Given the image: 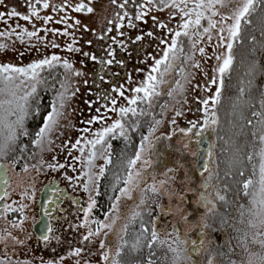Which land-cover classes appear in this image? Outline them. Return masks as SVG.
I'll list each match as a JSON object with an SVG mask.
<instances>
[{
  "label": "snow or ice",
  "instance_id": "6c2138e0",
  "mask_svg": "<svg viewBox=\"0 0 264 264\" xmlns=\"http://www.w3.org/2000/svg\"><path fill=\"white\" fill-rule=\"evenodd\" d=\"M92 2L93 0H87V2L81 0L80 3L73 5L71 0H64L63 4L58 6L50 4L49 0H26L28 5L27 14H21L15 8L7 12L0 11V23L6 29L0 31V38L8 40L15 35V39L21 44L28 43L29 47H34L30 42L33 38L37 41L42 40L43 37L39 35L40 32L51 33L53 36H71L72 33L69 29L81 26V21L68 15L66 10L81 14H92L94 12V9L90 7ZM110 2L121 11L115 13V19L108 21L110 26L97 37L100 41H108L106 45H102V50L107 58L98 57L89 52H82L81 48L74 47L77 43L74 37L65 51L81 53L91 61L101 65L111 66L115 63L123 67L124 61L117 59V50L127 51V43L123 39L126 35L124 30L126 28L135 29L138 27L135 21L147 23L148 18L153 21L156 28L164 32V35L156 37L153 32H147V37L159 39V45L164 47L159 49V58L150 57L152 63L148 66L146 74L139 84L130 76H126L127 87L123 84L111 87L98 97L95 104L92 101H85L88 108L96 114L82 121L83 124L87 125V127L82 128V132L92 138H85L82 135L74 142L66 141L59 145L62 150L67 149V156L69 157H72L73 150L77 151L79 155L72 157V159L84 164L86 169L83 170L82 176L76 177L77 181H82V190L89 195L87 207L81 209L83 222L78 226L88 229L87 233L83 235L82 241L91 243L93 237H100L103 232L105 239L100 241L99 248L104 264H109V261L110 264H124L121 257L124 255L126 248L136 254L142 253L144 248H147V255L143 259L136 260L135 264H189L191 253L185 247L187 241L181 237L179 229L175 226L172 232L168 233L171 240L161 238V232L157 228L159 217L153 216L151 205L148 206L146 212L132 211L121 229V234L118 235L115 255H111V247L108 245L106 238L112 231L117 219H119L121 200H132L133 193L139 191L140 200L139 204L136 205V208L139 209L151 199L149 193L151 196L159 195V189L155 183L147 187H141V182L148 172V168L152 167L153 160L151 157L154 155V149L159 141L162 139L172 141L173 137H176L177 139L187 138L191 142L193 129H198L194 134L197 137H202L206 131H215L212 125H217L219 122L215 106L221 102L224 77L233 65L234 47L237 43L243 42L245 26L253 23L252 16L256 13L258 7L264 8V0H122V2L120 0H110ZM133 3L136 5L137 10L133 15H130L124 9ZM0 6L7 7L4 0H0ZM48 9L53 12L64 13V15L55 20L52 15L42 16L41 10ZM167 9H171L168 14V22L161 21L159 17L152 15L153 12H164ZM221 9H227V12H222ZM16 19L32 24L33 30L29 31L28 28L19 24L14 26L9 24L10 20ZM33 20H42L45 25L49 23L62 24L64 28L63 30L48 27L36 28ZM69 20L73 22L68 23ZM173 20L177 21L175 28L169 26V23ZM203 22H206V24ZM261 23H264V18H261ZM83 30L90 31L87 26H83ZM111 33H115V35H109ZM262 35H264V32H262ZM214 36L217 41L214 50L215 48H222L224 51L215 56V59L220 63L215 69L217 76L211 78L209 82L210 85H216V91L207 98H198V103L202 106L205 116L203 127H200L199 119L188 121V127L180 126L176 118L184 116L185 113L180 109H174V117L169 122L170 131L162 136H156L157 130L163 123V113L170 107L167 101L159 103L160 118H156L157 114L152 109L158 104V98L167 95V97L175 100L176 104L187 102L186 99L183 101L176 99V96L184 95L185 84L191 83V79L194 78L182 65L191 62L190 67L199 69L201 65L194 59L195 53L198 52L203 57L206 52L204 47H198V45L205 40L211 45ZM25 37H27V41ZM144 38V35H136L135 37H128V41L135 44L144 40ZM251 41L255 42L256 37L252 36ZM88 44L91 45L92 41H88ZM51 47L59 48L60 45L55 41H51ZM7 48L8 44H0V51ZM208 58L211 59L212 57L209 56ZM177 61L180 63L177 64ZM57 67L64 69V77L59 80L58 86L56 84L57 78H52L49 87L52 89L53 95L47 105L48 110L43 117L42 126L34 134H30L26 127V121L29 117L38 114L36 108L33 107L34 105L38 107L41 101L38 88L40 85L48 84V78L42 73L48 72V77H52L51 70ZM138 71L145 72L144 69ZM174 72L179 79H176L174 86L168 88L165 93L162 86L168 84L166 77ZM248 74L250 75L251 72ZM83 75V72L74 69L73 64L68 59H64L55 53L44 56L26 66L0 64V160H4L11 155L13 167L24 160L25 163L22 165L24 172H28L30 168L35 169L37 172L41 169H51L52 171L65 169V164L60 163L55 156L52 158L54 162H47L42 154L53 151L52 146L55 141L52 137L62 126V121L67 119V110L80 92L78 86L74 87L71 78ZM114 75H119V73H114ZM205 75L207 76V73ZM99 79L102 82H108L103 75L99 76ZM250 83L251 81H249ZM84 84L87 85L88 81L85 80ZM195 87L199 88V85ZM204 90L211 92L209 86H205ZM239 91L240 95L243 96L245 89L242 87ZM126 92H131L132 95H126ZM110 93H115V95ZM117 97L124 100L127 106H118ZM102 101L106 103H102ZM260 109L261 111L252 113L260 127L258 137L257 132L252 133V136L257 139L252 145V151L246 157L248 164L251 165V172L248 176H245L244 170L237 171V175L242 178L238 182L241 191L237 195L246 198V202L237 204L238 216L236 223L229 225L236 233L234 237L236 240L235 247H240L248 253L247 264H264V98L260 100ZM200 110L197 109V111ZM109 113L115 114L119 118L112 119ZM132 117H149L146 121L148 125L147 134H141V140L136 151L124 161L123 176L120 173L114 176L112 191L115 195L110 197V200L113 201L110 205L111 211L106 213L104 221H101L93 216V210L97 207L95 197L101 194L99 180L104 177L105 168L99 167L98 173L93 172V169L97 167V160L102 159L105 164H112V145L108 143L109 139H115L119 136L128 142L131 141V137L128 135L129 131L136 132L141 127L139 120H132ZM109 121L111 122L109 123ZM248 124L251 125L252 121L248 120ZM92 125L105 126L94 129ZM30 135H32L30 146L38 149L39 153L30 152L29 144L21 142L22 138H27ZM196 143L199 144V141H196ZM189 146L190 144H184L182 148H188ZM182 148H177L176 151L181 152ZM85 149H87V153H85ZM14 153L18 154L13 155ZM38 154H40V159L29 165L27 161L35 159ZM211 155L212 153L209 151L208 156L211 157ZM254 160L257 162L254 163ZM7 168V164H0V182L4 184H9L6 178ZM73 171H75L74 168ZM175 171L174 168H167L163 175L168 176L169 180H174L175 177L169 176V173ZM204 173H208V176L201 187L206 193L211 186L214 174L207 164H205L201 175ZM151 175L155 179L156 173L153 172ZM226 175L228 174L226 173ZM65 179L72 181V177L69 176H65ZM165 183L167 181H160L161 186ZM223 191H227V189ZM93 193H95V196ZM8 195L9 193L5 189L3 195H0V201L5 200ZM21 195L22 199L32 198L28 190H24ZM179 195L181 199H185L184 194L180 193ZM215 196L216 200L226 202V197L221 194L220 189L216 190ZM200 200L203 201L205 208L210 204L213 209L216 207L208 195L202 193ZM53 202L49 200V204ZM73 202L78 203L77 201ZM152 203L156 202L152 201ZM23 207L24 205L14 208L12 204L4 203L0 205V214L22 211ZM156 207L160 208L161 206L156 204ZM211 210L209 209V212ZM161 211L171 214L169 209L161 208ZM113 213H116V215H113ZM145 216L148 219H145ZM187 219L188 217L185 216L184 220L187 221ZM137 223L139 224V231L134 230L129 233V228ZM222 223L227 224L228 220L225 218ZM12 226L18 228L20 224L12 222ZM203 227H207V224ZM106 229L107 231H105ZM46 231L51 233L53 229L48 226ZM5 232H7L6 229ZM7 235L11 236V233H7ZM129 237L131 238L130 245ZM3 239L4 237L0 236V240ZM13 239L16 238L13 237ZM43 240L47 242L49 236H43ZM16 242L23 243L19 240H16ZM193 245H196V241H193ZM251 245L257 246L259 250L251 251ZM158 250H162L164 255L156 259ZM83 252L84 249L76 248L70 255L80 257ZM169 253L171 256L168 255ZM0 264H14V262L10 257H5L0 258ZM15 264H29V261L20 260ZM47 264H58V262L48 261ZM77 264H79V261H77ZM208 264H212V261L209 260ZM229 264H236V262L229 259Z\"/></svg>",
  "mask_w": 264,
  "mask_h": 264
},
{
  "label": "rangeland",
  "instance_id": "374dc122",
  "mask_svg": "<svg viewBox=\"0 0 264 264\" xmlns=\"http://www.w3.org/2000/svg\"><path fill=\"white\" fill-rule=\"evenodd\" d=\"M63 2L64 0H49L50 4L58 6L63 4ZM80 2L81 0H71L73 5ZM84 2H87V0H84ZM120 2H122V0H120ZM4 3L7 7L0 6V11L7 12L12 8H15L21 14H27L28 12L26 0H4ZM90 7L94 9L92 14H81L66 10L68 15L81 21V26L75 29H69L72 33L71 36H53L51 33L40 32L39 35L43 37V39L37 41L33 38L30 42L34 45V47H29L28 43L21 44L15 39V35L8 40L0 38V44H8V48L6 50L0 51V64L8 63L16 66H26L27 64L39 60L44 56H50L55 53L64 59H68L69 62L73 64L75 70L84 73L81 77L71 78L74 87L78 86L80 88V92L77 94L76 98L67 110V119L62 121V126L52 137L55 141V144L52 146L53 151L44 152L42 154L43 158L47 162H54L52 158L55 156L60 163L65 164V169H61L59 171L41 169V171L37 172L35 169L30 168L28 172H24L22 170V165L25 163L24 160H21L15 167L12 166L11 155L6 157L4 160H0V164L8 165L7 175L9 177V184L6 189L9 195L5 198V200H3V204H12L14 208H19L21 205H24L22 211L0 214V236L4 237L3 240H0V258L10 257L14 264L20 260L28 261V259H30V262L33 264H47L48 261H55L58 262V264H77V261H79V264H104V261L101 258L99 244L101 240L105 239V236L102 232L100 237H93L91 243L82 241L83 235H85L88 231L87 228L78 227L83 222L82 211L81 213L76 211V214L79 216L76 218V222L69 225L68 229L65 228V233L63 232L61 237L53 239L48 246H41L38 249L33 248L32 246L29 247L26 245V241L23 237H26L25 230L27 223L30 222L36 214V203L38 201L39 189L47 181L55 179L61 185H64L69 192L78 195L82 194L84 197L83 208L87 207V204L89 203V195L82 190V181L76 180V177L82 176L83 170H86L85 166L81 162L72 159V157L79 155L77 151L73 150L72 157H69L67 156V149L62 150L59 145L66 141L74 142L82 135L85 136V138H92L90 135L82 132V128L87 127V125L83 124L82 121H85L91 115L96 114L92 109L88 108L85 101H92L93 104H95L98 97L102 93L108 91L111 87L121 84L127 87L128 85L125 81L126 76H130L137 84H139L144 78L148 66L152 63L150 57L155 56L159 58V49L164 47L163 45H159V39L147 37V32H153L156 37H162L164 35V32L156 28L153 21L148 18L147 23L135 21L138 25L137 28H126L124 30L126 35L123 39L127 43V51L117 50V59L124 61L123 67L115 63L111 66L101 65L91 61L81 53L65 51L67 45L72 43L74 37L77 41L74 47L81 48L82 52H89L98 57L107 58L105 52L102 50V45H106L108 41H100L97 37L104 33V31L110 26L108 21L115 19V13L121 10L112 5L110 0H93ZM136 10L137 8L134 3L128 5V7L124 9V11H128L130 15H133ZM170 11L171 9H167L164 12H153L152 15H156L161 21L168 22V14ZM221 11L227 12V9H221ZM41 15H52L55 20L59 19V17L64 15V13L53 12L51 9H48L41 10ZM72 22V20L68 21V23ZM33 23L36 28L48 27L60 30H63L64 28L62 24L56 23H49L48 25H45L42 20H33ZM203 23L206 24V22ZM9 24L13 26L15 24H19L22 27L28 28L29 31L33 30V25L23 20H10ZM176 24L177 21L173 20L169 23V26L175 28ZM83 26H87L90 31H84ZM5 30V26L0 23V31ZM109 35H115V33H111ZM136 35H144L145 38L135 44L128 41V37H135ZM25 40L27 41V37H25ZM51 41H55L60 45V47L52 48ZM88 41H92V44L89 45ZM216 43L217 41L214 36L211 45L206 40L202 41L198 45V47H204L206 52V55L203 57L198 52L195 53L194 59L201 65L199 69L190 67L191 62H189V64L182 65L185 67L186 71L190 72L194 77L191 79V83L185 84L186 90L184 95L176 96V99H180L182 101L186 99V103L176 104L175 100L167 97V95L158 98V104L152 109V111L157 114L156 118H160L159 103L167 101L170 107L163 113V123L157 130L155 134L156 136H162L164 133H168L170 131L169 122L174 117V109H180L185 113L184 116L176 118L180 126H182V122H188L189 120L199 119L200 124L203 123L205 116L202 111V106L198 103V98H207L216 91V85H210L209 82L211 78L217 76L215 69L218 67L220 62L215 59V56L224 51L222 48H215L214 50ZM209 56L212 58L209 59ZM145 61H147V63H145ZM179 63L180 62L177 61V64ZM139 69H144L145 72L138 71ZM114 73H119V75H114ZM205 73H207V76ZM101 75L105 76L106 81L108 82H102L99 79V76ZM166 79L168 80V84L162 86L165 93L168 88L174 86L175 80L179 79V77L174 72L168 75ZM85 80L88 81L87 85L84 84ZM197 85H199V88L195 87ZM205 86H209L211 88V92L205 91ZM110 94L115 95V93ZM126 95L131 96L132 93L126 92ZM117 100L118 106H127L124 100L119 97H117ZM102 103L106 102L102 101ZM141 107H143V105H141ZM189 109H191V111H189ZM197 109L201 110L197 111ZM109 115L112 119L119 118L115 114L109 113ZM131 119H138L140 125H144V134H147L148 125L146 121L149 117H132ZM110 122L111 121H109V123ZM103 126L105 125H92L94 129ZM212 128H215V125H212ZM130 132L132 131H129V136ZM117 138L123 137L118 136ZM131 139L133 140L134 137L131 136ZM112 140L114 139H109L108 143L111 144ZM140 140L141 137L139 142ZM184 144H190V146L188 148H182ZM177 148H182V151L177 152ZM29 151L39 153L38 149L31 148L30 145ZM85 153H87V149H85ZM16 154L18 153H14L13 155ZM195 155L196 149L187 138L177 139L176 137H173L172 141L162 139L157 143L156 148L154 149V155L151 157L153 160L152 167L148 168V172L145 174V177L141 182V187H147L148 185L155 183L159 189V195L151 196L149 193L151 199L139 209L136 208V205L139 204L140 200L139 191L133 193L132 200H121L119 219H117L116 224L113 225L112 231L106 238L108 245L111 247V255H115V245L118 242V235L121 234V229L127 222V218L132 214V211L138 210L146 212L148 206L151 205L153 209V216L159 217L157 228L161 232V238L171 240L168 233L172 232L174 226L179 229L180 235L183 238L186 236L187 231H194L195 229L207 224V227H203V243H201L200 249L196 252L195 256L199 258V264H208L209 260L212 261V264H225L217 254V249L220 248V246H223V243H228L230 241L232 237L231 234H233L234 231L229 225L236 223V218L238 216L236 211L237 204L245 203L246 198H243L240 195L236 196V200L233 202L234 204H232V210L231 213H229V220L226 225L211 226L208 223L207 215L210 213L209 209L213 210L212 205L210 204L207 208H205L200 200L199 192L203 191L204 195H208L215 203V208H218L219 201L216 200L215 192L217 189H220L221 194H224V191L222 186L219 187L216 185L217 183H214V177L211 186L208 188L206 193L201 187V182L197 183L198 188L193 187V181L191 180L193 175L191 174V170L195 163ZM213 158L214 156L212 154L210 163L213 169L212 171L215 173L216 169ZM38 159H40V154H38L35 159L28 160L27 163L31 165L36 163V160ZM96 165L97 167L93 169V172L95 173H98L99 167L102 166L105 169L107 167V164H105V161L102 159L97 160ZM73 168L75 171H73ZM167 168L176 169L175 172L169 173V176L175 177L174 180H169L168 176L163 175ZM153 172L156 173L155 179H153V176L151 175ZM65 176L72 177V181L70 182L65 179ZM203 178L204 175L200 174V180ZM162 180L167 181V183L163 186L160 185V181ZM24 190H28L31 193V199H22L21 194ZM180 193L184 194L185 199L180 198ZM93 195L95 196V193H93ZM152 201H155L156 203H152ZM128 203L129 205L126 207V204ZM156 204H159L161 207L157 208ZM161 208L169 209L171 214L161 211ZM196 208L198 210H196ZM95 209L93 210V214L95 215V218L101 221H104L106 213L111 211L109 208L104 214L97 216L99 213L96 214ZM196 211L200 213H196ZM113 215H116V213H113ZM185 216L188 217L187 221L184 220ZM192 220L196 221V224H194ZM12 222L20 224V227L14 228L12 226ZM93 227L95 226L93 225ZM5 229L7 232H5ZM105 231H107V229ZM7 233H11V236H8ZM13 237L16 239L14 240ZM16 240L22 241L23 243H17ZM186 241V245L189 244L187 249L193 246L191 240L187 239ZM76 248L84 249V252L80 257L70 255V253ZM237 248L238 253H242L243 255L241 260L244 264H247L248 253L240 247ZM250 248L251 251L259 250L255 245H251ZM126 252L129 253V250H126ZM189 264H194L192 258L189 261ZM239 264L242 263L240 262Z\"/></svg>",
  "mask_w": 264,
  "mask_h": 264
},
{
  "label": "trees",
  "instance_id": "16d2710c",
  "mask_svg": "<svg viewBox=\"0 0 264 264\" xmlns=\"http://www.w3.org/2000/svg\"><path fill=\"white\" fill-rule=\"evenodd\" d=\"M261 18H264V8L258 7L256 13L252 16L253 23L245 26L243 33V42L237 43L234 47V61L231 70L224 77V88L221 96V102L216 105V115L218 117V124L215 125L214 132V163L216 181L221 184L226 197V202H219V207L212 210L207 215L208 223L211 226L226 225L222 223L225 218L229 220V213L232 210V204L236 200L237 193L241 191L239 181L242 179L237 175L238 170H244L245 176L251 172V165L247 162V154L252 151V145L257 138L252 136L253 132H257L259 124L256 117L252 116L254 111H261L260 100L264 98V23H261ZM255 36L256 41L252 42L251 37ZM52 77H48V72L42 73L48 78V84L40 85L38 88V95L41 98L39 106L34 105L38 114L31 116L26 121V127L30 134H34L42 125L43 117L46 113L47 105L52 98V89L49 84L52 83V78L56 79L58 86L59 80L64 76V71L61 67L51 70ZM251 72L249 75L248 73ZM249 81L251 83L249 84ZM244 88V95H240V88ZM248 120L252 124H248ZM136 132H130V137L134 139L130 142L124 138H116L112 140L111 145V159L112 164L107 165L105 175L99 181L100 195L96 196L97 207L95 213L99 215L104 214L113 203L110 197L115 193L112 191L114 184V176L120 173L124 174L123 163L128 157L132 156L137 149L141 134H144L145 128L143 124ZM32 135L22 138L23 144H29ZM257 162L254 160V163ZM231 165V167H230ZM226 173L228 175H226ZM218 176V179H217ZM148 219V217H145ZM138 223L129 228V233L132 231H139ZM230 243H223V246L218 248V255L225 264H229V259L235 261L236 264L240 262L243 256L238 253V248L235 247L236 240L234 237L236 233L231 234ZM131 238L129 237V245ZM129 250V253L126 252ZM148 253L147 248H144L140 254L132 253L129 248L124 250V255L121 259L124 264H135L138 259H143ZM216 254V255H217ZM162 250L157 251L156 259L163 256ZM171 256V254H168Z\"/></svg>",
  "mask_w": 264,
  "mask_h": 264
},
{
  "label": "flooded vegetation",
  "instance_id": "af4514ba",
  "mask_svg": "<svg viewBox=\"0 0 264 264\" xmlns=\"http://www.w3.org/2000/svg\"><path fill=\"white\" fill-rule=\"evenodd\" d=\"M182 126L188 127L189 126L188 122H182ZM200 127H203V123L200 124ZM197 130L198 129L192 130V141L191 142L189 141L196 149L195 163L191 170V174L193 175V178L191 180L193 181L194 188H198L197 183L199 182H201V184H204L206 177L208 176V173H204L203 174L204 178L200 180V174L203 172L204 168L201 171H198L196 168V156L198 153L197 149L199 145L196 143V141H199L200 143L201 141H203V139H206L207 144L209 146L208 152L211 151L212 154L214 153V146H215L214 132L212 130L206 131L202 137H197L194 135ZM211 157L208 156L206 164L209 166L210 171L213 174H215L213 175L214 183H217L216 173L212 171L213 169L210 163ZM45 185H48V186L44 189ZM216 185L221 187V185L218 183ZM202 193L203 191L199 192V197L201 196ZM42 194L45 200L41 202L40 198ZM49 200H52L54 202L52 204H49ZM73 201H77L78 203H74ZM83 203H84V197L82 194L78 195V194L69 192L68 189L64 185H61L59 182L55 183L54 179L44 183L42 187L39 189L38 201L36 203V209H37L36 214L34 215L32 220L28 222L26 225V230H25L26 237L23 236L26 241V245L29 247L32 246L33 248L38 249L41 246L42 247L48 246L53 239H57L58 237H61V235L64 232V229L65 228L68 229L69 225L76 222V218L79 217L76 214L77 213L76 211L81 213V209L83 208ZM202 204H203V201H202ZM1 205H3V201ZM128 205L129 203L126 204V207H128ZM196 210L198 209L196 208ZM196 213H200V212L196 211ZM93 216L95 217L94 214ZM192 221L194 222V224H196L195 223L196 221L194 220ZM48 226H51L53 229L51 233H48L46 231ZM137 227H139V224ZM45 235L49 236V240L47 242L43 240V236ZM183 239L191 240L192 244H193V241H196V245H193L188 250L191 253V258L194 264H197V262L199 264V258L196 257L195 254L200 249L201 241L204 239L202 226L199 227L198 229H195L194 231H187V234L185 237H183ZM188 245H185V247L187 248ZM28 261L30 262V259H28ZM30 264H33V263L30 262Z\"/></svg>",
  "mask_w": 264,
  "mask_h": 264
},
{
  "label": "water",
  "instance_id": "95a60500",
  "mask_svg": "<svg viewBox=\"0 0 264 264\" xmlns=\"http://www.w3.org/2000/svg\"><path fill=\"white\" fill-rule=\"evenodd\" d=\"M208 150H209V146L207 144V140L203 139V141H201L199 143L198 149H197L198 153H197V156H196V168H197L198 171H201L204 168L205 164H206V161H207V158H208ZM7 171H8V168H7ZM6 178L9 181L8 175H7ZM54 182L58 183V181L55 180V179H54ZM7 185L8 184H4L3 182H0V195H3L4 190L7 188ZM47 186L48 185H45L44 189ZM44 192H43V194H44ZM43 194L41 195V198H40L41 202L45 200ZM1 204H2V201H0V205Z\"/></svg>",
  "mask_w": 264,
  "mask_h": 264
}]
</instances>
